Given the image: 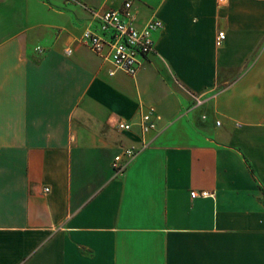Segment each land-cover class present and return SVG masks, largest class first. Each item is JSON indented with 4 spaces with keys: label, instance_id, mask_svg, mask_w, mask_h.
Masks as SVG:
<instances>
[{
    "label": "crops",
    "instance_id": "crops-1",
    "mask_svg": "<svg viewBox=\"0 0 264 264\" xmlns=\"http://www.w3.org/2000/svg\"><path fill=\"white\" fill-rule=\"evenodd\" d=\"M127 1L163 28L110 76ZM0 264H264V0H0Z\"/></svg>",
    "mask_w": 264,
    "mask_h": 264
},
{
    "label": "built area",
    "instance_id": "built-area-1",
    "mask_svg": "<svg viewBox=\"0 0 264 264\" xmlns=\"http://www.w3.org/2000/svg\"><path fill=\"white\" fill-rule=\"evenodd\" d=\"M224 1L225 0H219L220 3ZM121 15L129 21H122L120 19ZM95 16L100 21L102 31H113L112 39L106 41L90 30H85L81 35L80 42L91 52L100 57L103 56L105 47H109V57L113 65V68L109 71L110 76H113L117 71L124 72L129 76H134L140 65L139 56L154 52L152 33L163 28L162 22L158 19H151L140 29L134 27L132 23L134 16L131 11V1L124 3L122 11L109 10L97 12ZM224 39V32H218L215 45L217 47L221 46ZM37 51L42 52L40 48H38ZM71 53V50L66 51L67 55ZM153 113L154 108L151 107L147 113L141 116L139 127L142 134L155 128ZM116 127L120 131H129L131 129V125L125 122H118ZM147 147L148 144L141 143L123 148L112 161L111 166L114 174H122L134 159ZM45 191H47V189H45ZM200 195L205 196L206 194L201 193ZM191 196L195 197L196 194L193 192Z\"/></svg>",
    "mask_w": 264,
    "mask_h": 264
}]
</instances>
